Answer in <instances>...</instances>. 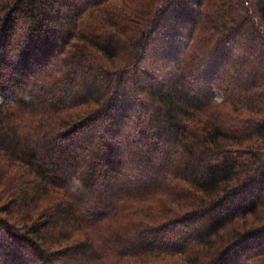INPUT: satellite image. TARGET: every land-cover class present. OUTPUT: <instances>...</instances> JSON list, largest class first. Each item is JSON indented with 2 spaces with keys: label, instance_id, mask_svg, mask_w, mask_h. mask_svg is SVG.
I'll use <instances>...</instances> for the list:
<instances>
[{
  "label": "trees",
  "instance_id": "1",
  "mask_svg": "<svg viewBox=\"0 0 264 264\" xmlns=\"http://www.w3.org/2000/svg\"><path fill=\"white\" fill-rule=\"evenodd\" d=\"M0 94L1 262L264 264V0H0Z\"/></svg>",
  "mask_w": 264,
  "mask_h": 264
},
{
  "label": "rangeland",
  "instance_id": "2",
  "mask_svg": "<svg viewBox=\"0 0 264 264\" xmlns=\"http://www.w3.org/2000/svg\"><path fill=\"white\" fill-rule=\"evenodd\" d=\"M2 98H3V95L0 94V100H1ZM216 98H217L218 100H220V99H221V94L218 93V92H216ZM4 238H5V237H3V235H1V232H0V240L2 239V240L4 241ZM5 242H6V239H5ZM10 247H11V248H17L18 246L11 245ZM18 249H19L20 251H23V249H22L21 247H18ZM2 260H3V258L0 257V264H5V263L1 262Z\"/></svg>",
  "mask_w": 264,
  "mask_h": 264
}]
</instances>
